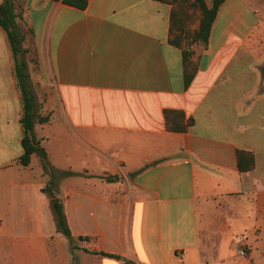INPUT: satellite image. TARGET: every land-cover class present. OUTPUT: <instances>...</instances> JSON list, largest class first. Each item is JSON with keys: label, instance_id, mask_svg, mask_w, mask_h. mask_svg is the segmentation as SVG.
<instances>
[{"label": "crops", "instance_id": "1", "mask_svg": "<svg viewBox=\"0 0 264 264\" xmlns=\"http://www.w3.org/2000/svg\"><path fill=\"white\" fill-rule=\"evenodd\" d=\"M15 4L22 53L25 22L36 57L35 113L50 118L34 133L54 168L76 174L59 182L58 196L74 241L90 238L70 245L65 263L81 252L99 264H124L96 251L136 264H264V13L248 0H224L208 48L192 46L198 70L186 87L182 50L169 41L168 3ZM22 111L0 27V248L10 234L6 262L51 264L48 241L63 234L42 192L49 176L40 158L19 162ZM166 111L194 125L169 131ZM238 150L254 155L253 170H239ZM116 175H132L143 196L128 203L108 194L118 189L107 181ZM22 233L36 236L22 242Z\"/></svg>", "mask_w": 264, "mask_h": 264}, {"label": "trees", "instance_id": "2", "mask_svg": "<svg viewBox=\"0 0 264 264\" xmlns=\"http://www.w3.org/2000/svg\"><path fill=\"white\" fill-rule=\"evenodd\" d=\"M59 1V0H58ZM64 4L84 10L88 6V0H62ZM172 5L171 23H170V43L181 49L183 54L184 80L185 86L188 87L194 80L198 64L193 61L194 52L192 46L201 44L204 48H208L213 25L216 21L218 13L224 0H194V6L200 12L198 28L189 34L185 25V10L176 0H157ZM185 1V0H184ZM15 0H3L0 4V27L6 32L10 48L15 62V75L18 87L21 91L23 100V111L21 116V124L23 129L22 147L24 154L19 162L22 166L27 167L31 163L32 156L36 155L40 158L45 174L49 176V182L43 193L48 194L51 200V208L55 216L57 231L68 238L72 248L75 247L74 236L70 228L67 215L64 211L63 199L58 196L59 182L65 177L76 175L69 171H59L52 166L48 159L46 150L40 145L34 133L36 123H48L49 116H40L35 113V95L29 83V76L25 71V64L20 58L22 52L21 44L23 37L19 32L18 18L19 14L15 9ZM186 39L187 46L183 45ZM167 129L172 132H184L194 125V119H185V115L181 112L166 111ZM255 158L250 152L238 150V167L241 172H248L254 169ZM117 178L108 177V182H116ZM89 237L80 236L79 240L84 241ZM93 254L122 260L124 264H136L132 260H128L120 255L106 252H92Z\"/></svg>", "mask_w": 264, "mask_h": 264}, {"label": "rangeland", "instance_id": "3", "mask_svg": "<svg viewBox=\"0 0 264 264\" xmlns=\"http://www.w3.org/2000/svg\"><path fill=\"white\" fill-rule=\"evenodd\" d=\"M248 1L250 2V4L255 10L260 11V16L263 15L264 0H248ZM176 3L177 4L180 3V6L182 5L184 7V10L186 12L185 13V25H186V28H188L189 30V34L190 35L193 34V32L198 28L199 15H200L199 10L197 9L196 6H194V0H185V1L176 0ZM21 27H22L21 31L23 32L27 40L25 43V47H27L28 49L25 53L24 52L20 53V58L23 60L25 64V71L29 76V83L35 95L36 94L35 90L38 87L37 85H40V80H39V74L37 71V65H36V60H35L36 57H35L33 45H32V36L28 29V25H26L25 22L21 23ZM187 42L188 41L184 39L183 45L185 47L188 44ZM40 91L45 92L44 89H40ZM111 177L117 178L116 179L117 184L115 186H117L118 189L109 190L108 194H114V192H118L119 194L122 195V200H125L128 203L129 202L134 203L136 199H139L140 197L143 196V192L136 186L132 175H128L127 178H124V177L122 178L120 177V175H116L115 177L111 176ZM69 186L72 187V185H69ZM1 188L2 187L0 186V198L2 199L5 192H3ZM85 218L86 220H89V221L91 220V217L89 216ZM103 219H105L106 227H108L109 224L112 223V221H110L109 219H113V218L106 214ZM20 235L23 237V239L21 240L22 242L32 240L31 238L36 236L35 233H22ZM4 241L8 242V246L6 242H2V244H6V246H4L3 248H0V264H9L6 261L9 256H12L11 253L13 252L12 251L13 245L11 244H13L12 241L14 240L11 237V235L8 234V238L4 239ZM48 243H50L49 245H51L53 249V253L51 255L52 260L50 263L51 264H66L65 263L67 261L66 259H69L71 255V246L67 238L61 235L60 238H52L50 241H48ZM78 243H79V240L75 239L74 244L77 246ZM71 263H67V264H71ZM72 264H99V262L96 259H94L91 255L78 252L77 258L74 257Z\"/></svg>", "mask_w": 264, "mask_h": 264}, {"label": "built area", "instance_id": "4", "mask_svg": "<svg viewBox=\"0 0 264 264\" xmlns=\"http://www.w3.org/2000/svg\"><path fill=\"white\" fill-rule=\"evenodd\" d=\"M239 255H240L241 257L247 258V249H246V248H242V249H240V251H239Z\"/></svg>", "mask_w": 264, "mask_h": 264}]
</instances>
